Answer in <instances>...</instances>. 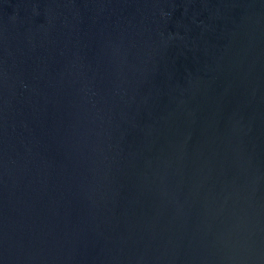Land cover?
<instances>
[{
	"label": "water",
	"instance_id": "1",
	"mask_svg": "<svg viewBox=\"0 0 264 264\" xmlns=\"http://www.w3.org/2000/svg\"><path fill=\"white\" fill-rule=\"evenodd\" d=\"M0 264H264V0H0Z\"/></svg>",
	"mask_w": 264,
	"mask_h": 264
}]
</instances>
